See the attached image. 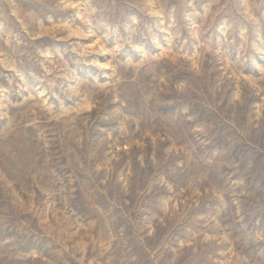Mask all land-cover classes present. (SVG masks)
Listing matches in <instances>:
<instances>
[{
	"label": "rangeland",
	"instance_id": "rangeland-1",
	"mask_svg": "<svg viewBox=\"0 0 264 264\" xmlns=\"http://www.w3.org/2000/svg\"><path fill=\"white\" fill-rule=\"evenodd\" d=\"M0 264H264V0H0Z\"/></svg>",
	"mask_w": 264,
	"mask_h": 264
}]
</instances>
